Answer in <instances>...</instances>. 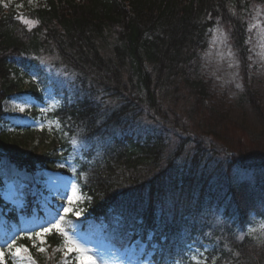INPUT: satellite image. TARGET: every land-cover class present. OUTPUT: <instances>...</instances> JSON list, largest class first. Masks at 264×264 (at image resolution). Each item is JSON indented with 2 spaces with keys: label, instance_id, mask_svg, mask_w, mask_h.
<instances>
[{
  "label": "trees",
  "instance_id": "1",
  "mask_svg": "<svg viewBox=\"0 0 264 264\" xmlns=\"http://www.w3.org/2000/svg\"><path fill=\"white\" fill-rule=\"evenodd\" d=\"M259 7L264 0H45L26 12L30 26L0 0V187L31 186L24 176L61 169L84 195L83 228L92 218L118 250L141 239L149 250L160 246L155 264L183 262L189 246L204 264H264V239L250 233L264 221V104L250 43ZM215 26L240 62L241 117L207 73ZM40 58L60 69L59 79L39 68ZM31 73L40 101L51 83L64 97L49 113L59 127L47 143L42 134L45 150L26 153L14 146L35 132L6 129L4 102ZM63 159L73 165L60 168ZM0 204L8 206L1 193ZM122 209L123 243L112 219ZM50 243L60 246L62 237L54 233Z\"/></svg>",
  "mask_w": 264,
  "mask_h": 264
},
{
  "label": "rangeland",
  "instance_id": "2",
  "mask_svg": "<svg viewBox=\"0 0 264 264\" xmlns=\"http://www.w3.org/2000/svg\"><path fill=\"white\" fill-rule=\"evenodd\" d=\"M4 5H13L23 15V19L31 21L28 25H33L35 22L26 16L29 8L39 7L45 0H1ZM250 43L252 49V67L254 70V77L259 88L262 101L264 104V8L259 7L254 11L253 19L250 23ZM205 64L207 73L212 78L214 87L217 90L219 97H222L229 109L233 110L235 115L241 117V109L237 105L238 92L242 87L240 79V62L230 44L227 31L221 26H215L211 31L210 45L205 51ZM50 59L40 58L39 68L45 67L46 72L50 74L53 79H59L60 69L54 68L50 64ZM31 79H26L22 83L23 90L17 92L12 97L4 102L5 122L4 127L15 134L19 130L30 128L35 132L34 138L29 143H22L14 146V150L21 152H29L34 148L39 151L45 150V145L42 139V134L46 133L44 138L49 141L54 134V129L59 127V123L54 122L49 113L56 109L62 102L64 97L63 92H59L53 83L44 91V101H40L35 97L31 85L33 82H38V76L31 73ZM67 78L68 76L65 75ZM239 85V87L237 86ZM44 111H41V109ZM23 109V111H21ZM249 117L251 122H255V115L250 112ZM43 125L41 130L40 125ZM22 128V129H19ZM26 144V145H25ZM67 161L65 167L73 165L72 160ZM26 179L34 180L31 186H26L19 181H8L0 187V193L8 206L0 204V240L9 239L10 237L20 233L17 239L18 245L27 246L30 250L31 256L35 264H63L65 257L63 256L62 244L60 246H53L50 243L51 234H46L44 243L41 245L38 238L35 246L33 241L28 240L24 236V232L28 229L35 228L38 224L45 220L52 219L53 215L57 213L60 207V202H56V197L63 201L60 195L63 192L67 182L70 180L75 185L76 195L79 196V201L76 202L75 207L83 210V215L78 221L75 216L68 214L65 216L63 226L70 229L72 225H78V231L86 235L94 247L99 248L103 252L101 259L108 261V264H128V258L131 255L139 254V246L135 248L130 247L128 250L116 249L107 236L103 234L102 226L93 221L92 218L87 219V229L83 228L84 220H86L88 213L84 203V195L81 189L75 182V179L63 172L61 169H51L49 167H42L33 176H24ZM23 178V176H22ZM55 178V183H53ZM31 190V196L28 190ZM57 192L53 195V192ZM23 193V196L20 193ZM71 194V190L68 193ZM7 197V199H5ZM13 210L16 218L7 215L6 209ZM61 215L63 213H60ZM86 223V222H85ZM36 230H39L38 228ZM250 233L259 238L264 239V221H256L250 227ZM43 246L45 252H39L37 249ZM148 252L152 250L148 249ZM146 252L141 260L147 264L148 260H153V255L149 256ZM7 262L12 260V257L6 256ZM13 261V260H12ZM206 256L194 247H190L189 254L186 260L180 264H204ZM20 264H31L30 261L22 260ZM73 264L75 262L73 261ZM155 264V263H154Z\"/></svg>",
  "mask_w": 264,
  "mask_h": 264
},
{
  "label": "snow or ice",
  "instance_id": "3",
  "mask_svg": "<svg viewBox=\"0 0 264 264\" xmlns=\"http://www.w3.org/2000/svg\"><path fill=\"white\" fill-rule=\"evenodd\" d=\"M5 7H7V5H5ZM18 18L22 19L25 24L32 23L31 21L23 19V17ZM237 86L239 87V85ZM21 111H23V109H21ZM41 111H44V109L42 108ZM40 128L43 130L42 124ZM173 158L176 159L177 157L173 154ZM66 163L67 161L64 160L58 161V166L64 168ZM52 182L55 183V178H53ZM70 190L71 194L69 195L68 193ZM52 194L56 195L57 192L54 191ZM20 195L23 196V193L21 192ZM60 195L63 197V202L60 204L57 213L53 215L52 219L45 220L35 228L28 229L24 232V236H26L28 240L33 241V246H35L36 240L34 238H38L41 245H43L46 234H51L53 232L59 234L62 237V251L65 257L63 264H73V261L75 264H108V261L101 259V257H103V252L99 248L94 247L92 241L86 235L78 231V225H72L70 229H66L63 226L65 216L68 214H72L78 219L83 215V210L75 207L76 202L79 201V196L76 195L75 185L72 184L70 180L67 182ZM5 199H7V197ZM60 213L63 214L61 215ZM112 219L114 240H119L123 243L124 238L120 234V229L125 221L124 210L122 209L119 212H115ZM37 228L39 230H36ZM127 235L130 237L133 235V232L129 231ZM154 235L155 233L153 231H149L147 241H153ZM19 236L20 233H17L9 239L0 240V264H8L5 257L9 255L12 257L13 264H20L22 260H27L30 261L31 264H35L29 248L17 244ZM137 245L139 246V254L129 256L128 264H144L141 257L148 252V243L141 239H137L133 242L132 247L135 248ZM159 247L158 244L152 243V252H148L149 256L153 255ZM37 250L39 252H45L46 249L41 246ZM147 264H154V261L148 260ZM172 264H180V259L178 257L173 258Z\"/></svg>",
  "mask_w": 264,
  "mask_h": 264
}]
</instances>
